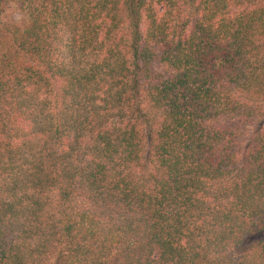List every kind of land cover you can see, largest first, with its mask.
Listing matches in <instances>:
<instances>
[{
    "label": "trees",
    "instance_id": "1",
    "mask_svg": "<svg viewBox=\"0 0 264 264\" xmlns=\"http://www.w3.org/2000/svg\"><path fill=\"white\" fill-rule=\"evenodd\" d=\"M0 0V264H264V0Z\"/></svg>",
    "mask_w": 264,
    "mask_h": 264
},
{
    "label": "rangeland",
    "instance_id": "2",
    "mask_svg": "<svg viewBox=\"0 0 264 264\" xmlns=\"http://www.w3.org/2000/svg\"><path fill=\"white\" fill-rule=\"evenodd\" d=\"M5 3V12L2 15V23H21L25 20L24 13L19 9L15 0H6ZM257 238H264V234H257Z\"/></svg>",
    "mask_w": 264,
    "mask_h": 264
}]
</instances>
